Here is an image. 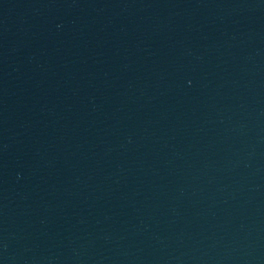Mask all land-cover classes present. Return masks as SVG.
<instances>
[{
	"label": "water",
	"instance_id": "obj_1",
	"mask_svg": "<svg viewBox=\"0 0 264 264\" xmlns=\"http://www.w3.org/2000/svg\"><path fill=\"white\" fill-rule=\"evenodd\" d=\"M0 264H264V0H0Z\"/></svg>",
	"mask_w": 264,
	"mask_h": 264
}]
</instances>
